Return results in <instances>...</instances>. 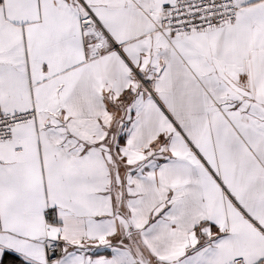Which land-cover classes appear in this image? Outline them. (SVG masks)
Segmentation results:
<instances>
[{
	"label": "snow or ice",
	"instance_id": "1",
	"mask_svg": "<svg viewBox=\"0 0 264 264\" xmlns=\"http://www.w3.org/2000/svg\"><path fill=\"white\" fill-rule=\"evenodd\" d=\"M0 264H264V0H0Z\"/></svg>",
	"mask_w": 264,
	"mask_h": 264
}]
</instances>
